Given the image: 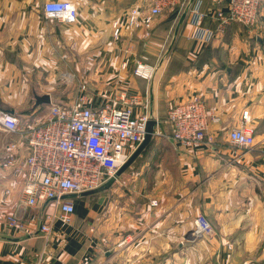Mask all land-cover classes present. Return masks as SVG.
<instances>
[{
  "label": "crops",
  "instance_id": "crops-1",
  "mask_svg": "<svg viewBox=\"0 0 264 264\" xmlns=\"http://www.w3.org/2000/svg\"><path fill=\"white\" fill-rule=\"evenodd\" d=\"M46 1L0 0V107L39 114L45 106L33 108V95L59 99L51 82L71 80L68 103L84 94L90 107H118L136 97L133 114L157 124L114 182L67 198L70 221L54 218L47 241L19 202L23 175L0 167V264H264V0L252 27L220 26L216 13L229 0H181L154 18L149 37L123 23L137 0H69L73 23L46 17ZM194 2L200 18L189 8ZM200 27L213 34L200 38ZM138 59L153 68L150 77L133 73ZM193 95L217 121L208 122L212 141L191 148L168 135L165 117ZM244 110L251 148L228 141ZM15 138L0 131V158ZM39 209L55 210L51 202ZM12 212L21 227L8 224Z\"/></svg>",
  "mask_w": 264,
  "mask_h": 264
},
{
  "label": "built area",
  "instance_id": "built-area-1",
  "mask_svg": "<svg viewBox=\"0 0 264 264\" xmlns=\"http://www.w3.org/2000/svg\"><path fill=\"white\" fill-rule=\"evenodd\" d=\"M181 0H137L130 5L123 18L129 30H142L149 37L154 18L180 6ZM261 0H229L227 11L216 13L220 26L237 22L246 27L256 24ZM197 18L202 16L198 3L189 6ZM46 17L65 23L77 18V7L69 0H49L42 4ZM113 35L118 37L121 24L112 23ZM199 37L213 34L209 28L200 27ZM153 68L138 59L133 73L148 78ZM87 97L80 94L71 103H59L51 99L42 114L10 111L0 107V131L16 136L8 141L0 158V167L12 176L23 175L19 186V202L31 210L30 220L39 222L38 231L44 240L49 239L54 218L70 221L74 211L72 200L62 198L66 194H81L94 190L115 175L124 160L143 139L145 114L134 115L131 104L136 97L124 100L121 106L103 104L100 107L86 105ZM250 114L244 110L239 124L228 130V141L240 148H251L253 129ZM170 136L179 144L199 147L212 141L208 122L210 117L203 100L191 96L187 101L170 107L166 113ZM23 146L25 153L20 158ZM6 193L9 190H5ZM51 202L54 211L44 214L41 206ZM156 205V200L150 201ZM36 210V211H35ZM8 224L21 227L14 212L6 216ZM69 264V263H61ZM74 264H88L79 260Z\"/></svg>",
  "mask_w": 264,
  "mask_h": 264
},
{
  "label": "water",
  "instance_id": "water-1",
  "mask_svg": "<svg viewBox=\"0 0 264 264\" xmlns=\"http://www.w3.org/2000/svg\"><path fill=\"white\" fill-rule=\"evenodd\" d=\"M50 102H51L50 94H48V93L34 94L32 107L36 108V107H40V106H45V105H48ZM155 124H157V123H156V120H154V119H148L145 122V133H144L143 139L137 145L135 150L133 152H131V154L119 166V168L115 172V175L106 181V183L104 184L105 186L114 182L115 179L118 176H120L134 162V160L141 154V152L146 148V146L149 144V142L152 138V135L154 133ZM96 189H94V190H96ZM94 190L86 191V192H83L79 195L75 194V193L66 194V195H63L62 198H75V197H78V196H81L84 194L91 193Z\"/></svg>",
  "mask_w": 264,
  "mask_h": 264
},
{
  "label": "rangeland",
  "instance_id": "rangeland-1",
  "mask_svg": "<svg viewBox=\"0 0 264 264\" xmlns=\"http://www.w3.org/2000/svg\"><path fill=\"white\" fill-rule=\"evenodd\" d=\"M40 85L47 87L46 85H48V82L44 81V82H40ZM51 85L54 86V89H52V92H56L57 95H59V99L56 98L55 102H57V100H59V103H68L70 100L72 101L73 97H74V82L71 80H58L56 82H51ZM37 89L38 91H42L44 88H39V85L37 84ZM44 91V90H43ZM33 99V98H32ZM43 112H40V114H42Z\"/></svg>",
  "mask_w": 264,
  "mask_h": 264
},
{
  "label": "trees",
  "instance_id": "trees-1",
  "mask_svg": "<svg viewBox=\"0 0 264 264\" xmlns=\"http://www.w3.org/2000/svg\"><path fill=\"white\" fill-rule=\"evenodd\" d=\"M179 7H180V6H178L177 8H179ZM165 121H166V117H165ZM166 123H167V121H166ZM167 124H168V123H167ZM168 127H169V126H168ZM168 132H169L168 135H170V129H169V128H168ZM143 151H144V150H143ZM143 151H142V152H143ZM138 157H139V156H138ZM138 157H137V158H138ZM137 158H136V159H137ZM136 159H135V160H136ZM135 160H134V161H135ZM133 163H134V162H133ZM133 163H132V164H133Z\"/></svg>",
  "mask_w": 264,
  "mask_h": 264
}]
</instances>
